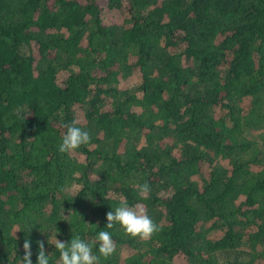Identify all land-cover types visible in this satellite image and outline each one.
I'll return each mask as SVG.
<instances>
[{
  "label": "trees",
  "instance_id": "1",
  "mask_svg": "<svg viewBox=\"0 0 264 264\" xmlns=\"http://www.w3.org/2000/svg\"><path fill=\"white\" fill-rule=\"evenodd\" d=\"M106 2L120 24L98 0H0V264L101 230L100 264H264V0ZM73 119L91 140L60 153ZM121 198L161 230L106 228Z\"/></svg>",
  "mask_w": 264,
  "mask_h": 264
},
{
  "label": "clouds",
  "instance_id": "2",
  "mask_svg": "<svg viewBox=\"0 0 264 264\" xmlns=\"http://www.w3.org/2000/svg\"><path fill=\"white\" fill-rule=\"evenodd\" d=\"M16 114L21 115L24 119L28 115L23 113V109H17ZM78 125L79 121L76 119L64 125L66 132L58 145L60 153H72L82 145L89 144L90 133ZM150 191L151 188L147 182L137 185V192L141 198L146 199ZM106 220V228L112 229L118 224L126 235L133 238L139 237L141 240H149L161 230L160 226L146 213L143 205L129 206L125 198H121L118 207L106 213ZM37 244L39 249L37 264H50L44 242L37 241ZM96 244H98L99 256L93 252V247ZM54 246L60 253L59 264H100V257L107 259L116 251V243L112 234L104 230L99 231L95 240L91 242L82 240L79 235L72 236L70 242H62L55 237ZM23 249V264H32L31 244L27 239L23 243Z\"/></svg>",
  "mask_w": 264,
  "mask_h": 264
},
{
  "label": "rangeland",
  "instance_id": "3",
  "mask_svg": "<svg viewBox=\"0 0 264 264\" xmlns=\"http://www.w3.org/2000/svg\"><path fill=\"white\" fill-rule=\"evenodd\" d=\"M98 3L100 6V18L105 25L121 23L122 14L119 9L109 7L107 5L106 0H98ZM32 47H33L32 49L33 52H35L36 51L35 47L33 45ZM133 84H135L134 80L131 78L129 79L127 78L119 83V87L121 88L131 87Z\"/></svg>",
  "mask_w": 264,
  "mask_h": 264
}]
</instances>
